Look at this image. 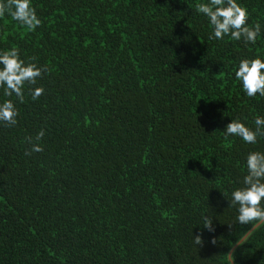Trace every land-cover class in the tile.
<instances>
[{"label": "trees", "instance_id": "16d2710c", "mask_svg": "<svg viewBox=\"0 0 264 264\" xmlns=\"http://www.w3.org/2000/svg\"><path fill=\"white\" fill-rule=\"evenodd\" d=\"M200 2L32 0L31 31L0 17V49L46 69L0 126V264H264V225L248 235L228 202L264 138L222 132L264 116L233 76L264 54V0H238L255 44L208 39Z\"/></svg>", "mask_w": 264, "mask_h": 264}, {"label": "clouds", "instance_id": "9594fccd", "mask_svg": "<svg viewBox=\"0 0 264 264\" xmlns=\"http://www.w3.org/2000/svg\"><path fill=\"white\" fill-rule=\"evenodd\" d=\"M195 10L206 18L210 26L208 39L230 37L245 44H255L261 34L262 25L254 23L249 26L248 10L238 0H202L195 5ZM5 16L29 31L41 23L32 0H0V17ZM45 71L35 58H22L17 47L0 49V89L4 97L0 99V126L17 124L19 113L10 97L14 95L17 101L23 103L25 86L36 85L37 79ZM233 76L245 96L264 97V54L240 58L233 65ZM43 91L42 87L36 86L30 88L28 94L34 101ZM253 124L254 127H250L241 118H232L222 132L225 138L232 136L245 144L255 145L258 137L264 138V116L256 115ZM43 136L44 130L41 129L34 138H28L30 147L26 155L43 150L39 143ZM244 167L246 175L242 178V184L231 190L228 202L235 206L237 223L256 228L264 225V151H248L244 157ZM202 219L203 227L211 231L212 219L206 215ZM193 239L200 244L199 236Z\"/></svg>", "mask_w": 264, "mask_h": 264}, {"label": "water", "instance_id": "95a60500", "mask_svg": "<svg viewBox=\"0 0 264 264\" xmlns=\"http://www.w3.org/2000/svg\"><path fill=\"white\" fill-rule=\"evenodd\" d=\"M257 228V227H256ZM256 228H253L249 233H248V235L253 231V230H255ZM247 235V236H248ZM247 236L245 237V238H247ZM245 238L239 243V244H237L236 246H235V248L232 250V252L230 253V255H229V259H230V261L232 262V253H233V251L245 240ZM233 264V263H232Z\"/></svg>", "mask_w": 264, "mask_h": 264}]
</instances>
